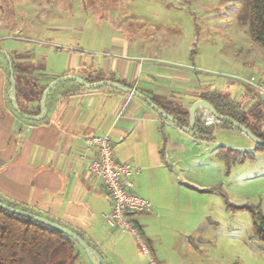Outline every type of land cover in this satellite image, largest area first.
Here are the masks:
<instances>
[{"label":"crops","instance_id":"1","mask_svg":"<svg viewBox=\"0 0 264 264\" xmlns=\"http://www.w3.org/2000/svg\"><path fill=\"white\" fill-rule=\"evenodd\" d=\"M149 30L105 31L104 35L117 37L97 49H10L18 108L35 113L39 93L57 78L76 76L92 81L101 75V81L133 89L170 116L173 112L180 125L188 127L184 123L191 105L207 102V96L220 92L216 83L199 79L194 73L193 50H178L170 32ZM85 52L97 56V60H84ZM79 70L85 74L74 73ZM7 71V62L0 61V201L73 232L106 264L103 243L109 241L117 246L120 264H134L138 257L143 258L134 240L105 224L103 215L112 203L102 184L89 172L95 151L86 149L84 140L107 135L115 161L137 168L129 178L130 191L147 200L152 211L135 214L132 221L151 244L147 233L150 222L174 209L169 194L182 186L172 166L177 141L189 144L187 137L193 132L187 134L159 117L135 96L110 87L86 89L73 81L52 88L45 100L43 119L23 118L10 105ZM249 74L245 95L264 106V98L255 88L264 84V75L253 68ZM26 83L32 85L30 92ZM201 111L198 108L195 112L197 120Z\"/></svg>","mask_w":264,"mask_h":264},{"label":"rangeland","instance_id":"2","mask_svg":"<svg viewBox=\"0 0 264 264\" xmlns=\"http://www.w3.org/2000/svg\"><path fill=\"white\" fill-rule=\"evenodd\" d=\"M248 5L249 0H0V51L14 59L10 49H97L117 37L105 31L170 32L178 50L195 52L191 64L197 77L216 83L221 96L239 103L264 139V106L244 89L252 68L264 75V48L247 35ZM0 61L6 64L2 55ZM15 79L20 87L17 73ZM25 88L30 92L32 85ZM197 137L193 132L189 144L177 141L172 166L182 186L169 194L174 209L150 222L147 253L132 235L123 234L143 257L134 264H264V242L255 235L258 223L249 211L259 212L264 221V151H255L239 130L217 129L206 141ZM219 147L251 152L254 159L226 168L216 160ZM116 247L103 243L109 264H120ZM75 251L76 264H92L78 245Z\"/></svg>","mask_w":264,"mask_h":264},{"label":"trees","instance_id":"3","mask_svg":"<svg viewBox=\"0 0 264 264\" xmlns=\"http://www.w3.org/2000/svg\"><path fill=\"white\" fill-rule=\"evenodd\" d=\"M248 9L247 35L253 43L264 48V0H249ZM10 60L13 65L11 57ZM14 72L15 68L13 66ZM101 80H103V77L99 75L92 81L84 80V82L94 83ZM40 95L41 93H39L38 98ZM207 97V103L212 106L218 115L233 119L249 129L259 140H264L256 133L257 131L252 123L246 121L245 113L241 110L240 104L217 93H212ZM19 109L26 115L39 114V109L35 113L28 112V110H24L21 107ZM170 114L180 124L174 113L171 112ZM185 117H187L186 114ZM187 123L188 121L184 123V126H187ZM219 127L232 128L225 122H220ZM192 132L198 136L197 138L200 141L213 138L211 130L204 127L201 121L196 118ZM254 150L264 151V147H255ZM215 156L216 160L223 162L226 168H229L231 164H241L247 160L254 159V155L251 152H242L223 147H219ZM8 206L15 208L12 205ZM249 211L258 223L255 235L260 241L264 242L263 218L259 212H253L252 209H249ZM133 215L135 214H129L128 218L136 227L132 221ZM147 245L149 248V243L146 244V247ZM75 246H77L75 242L55 230L0 209V264H76L78 256Z\"/></svg>","mask_w":264,"mask_h":264},{"label":"built area","instance_id":"4","mask_svg":"<svg viewBox=\"0 0 264 264\" xmlns=\"http://www.w3.org/2000/svg\"><path fill=\"white\" fill-rule=\"evenodd\" d=\"M255 88L264 98V84H257ZM200 121L204 127L211 130L212 136L220 125V121L206 109H202ZM84 144L86 149L95 151V158L88 166L89 172L102 184L112 203L109 212L103 215L105 224L122 233L132 235L138 240L142 250L147 253L146 245L140 238L138 229L128 218L129 214H146L152 211L151 204L147 200L130 191L129 178L138 172L137 168L115 161L107 135L86 138Z\"/></svg>","mask_w":264,"mask_h":264},{"label":"water","instance_id":"5","mask_svg":"<svg viewBox=\"0 0 264 264\" xmlns=\"http://www.w3.org/2000/svg\"><path fill=\"white\" fill-rule=\"evenodd\" d=\"M0 55L4 56L7 66H8V76H9V102L12 107V109L22 116L23 118H27L30 120H41L46 114V108H45V100L47 99L49 93L51 92L52 88L56 86L59 83L66 82V81H73L76 84L86 88V89H95L98 87H110L114 88L116 90H119L121 92H124L126 94H130L132 96H135L139 99H141L143 102H145L159 117L163 118L164 120L174 124L175 126L179 127L181 130H183L185 133H191V131L194 128L195 124V112L198 108L206 109L208 110L218 121L225 122L229 124L232 128L239 130L244 136L248 137L256 147H264V140H259L257 137H255L252 132L242 126L241 124L237 123L233 119L225 116L218 115L215 110L212 108V106L205 102V101H197L194 104L191 105V107L188 110V127L181 126L176 119H174L172 116L167 114L165 111L158 108L149 98L143 96L142 94L138 93L137 91L127 88L121 84L111 82V81H98L91 84H88L84 82L81 78H78L76 76H66L61 77L53 80L42 92L40 101H39V115L38 116H27L24 115L17 106V95H16V88H15V80H14V73H13V65L10 60V57L6 54L4 51H0ZM0 209L33 220L47 228H50L52 230H55L65 236H67L69 239H71L73 242H75L86 254L88 259L92 264H101L100 258L98 255L76 234L73 232L53 223L48 220H45L43 218L37 217L35 215H32L30 213L9 207L7 205H4L0 202Z\"/></svg>","mask_w":264,"mask_h":264}]
</instances>
